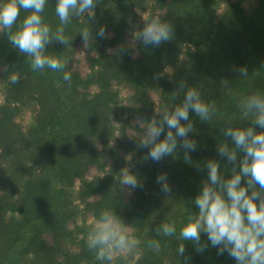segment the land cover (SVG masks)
<instances>
[{
	"label": "trees",
	"instance_id": "trees-1",
	"mask_svg": "<svg viewBox=\"0 0 264 264\" xmlns=\"http://www.w3.org/2000/svg\"><path fill=\"white\" fill-rule=\"evenodd\" d=\"M246 1L254 3L252 11L245 8ZM222 2L99 0L94 19L73 17L66 27L71 51L55 40L48 46L50 55L67 58L65 71L72 73L70 82L50 69L33 71L24 54L0 32V79L6 87L0 103V264L106 263L95 259L87 238H82L76 251L65 245L76 236V228L70 224L75 213L87 210L98 219L105 208L114 210L130 232L161 244L159 252L141 245L138 258L120 256L116 264H181L176 247L183 241L152 229L164 219L176 221L179 229L188 211L196 210L192 200L206 170L183 161V149L177 158L145 161L142 157L147 149L124 133L120 145L124 151L134 150L127 160L112 142L117 135L113 109L121 86L131 91L125 108L136 120L151 119L161 107L178 103L183 96L181 82L198 86L202 96L215 104L216 112L210 121H202L190 110L198 130L189 132L197 141L190 156L201 165L208 158L218 159L221 170L230 175L232 162L217 148L223 139L221 129L229 121L248 123L239 117L241 95L264 91V0H229L226 6ZM148 5L153 11L162 10V18L174 27L173 38L147 47L124 42L139 10ZM54 9L55 0H48L44 16L53 27L59 25ZM24 14L22 10L19 19ZM100 24H107L112 35L86 46L91 72L82 74L70 64L77 55V44L83 41L79 30L92 25L95 32ZM120 43L131 46L119 57L110 54L109 49ZM185 45L194 50L177 61ZM171 60L177 64L166 73ZM242 65L247 66L246 77L236 70ZM12 75L19 77L16 83L11 82ZM152 91L159 93L158 104ZM26 108L34 112L33 121L22 127L16 119ZM125 163L142 178L143 187L131 195L119 184ZM93 166L100 173L91 174ZM164 170L172 183L170 193L161 192L156 182L157 174ZM77 200L84 202L82 209ZM9 212L15 214L7 219ZM205 240L202 234L201 241ZM185 247L191 264H236L227 253L217 256L215 248L200 253L195 242Z\"/></svg>",
	"mask_w": 264,
	"mask_h": 264
},
{
	"label": "clouds",
	"instance_id": "clouds-1",
	"mask_svg": "<svg viewBox=\"0 0 264 264\" xmlns=\"http://www.w3.org/2000/svg\"><path fill=\"white\" fill-rule=\"evenodd\" d=\"M98 3L99 0H55L54 11L59 25L53 27L44 16L48 0H0V32L7 35L13 48L24 54L33 71L50 69L62 73L63 81L70 82L72 73L65 71L67 58L50 55L48 46L55 40L71 51L72 39L66 34V27L73 17L94 19ZM22 10L25 14L19 19ZM143 19V27L133 32L132 45L159 46L173 38V25L159 13ZM79 33L86 46L98 38L108 39L112 35L107 24H100L95 32L92 25L85 26ZM129 46L120 43L109 52L119 57ZM236 70L242 77L248 75L246 65ZM18 79L17 75L11 76L12 83ZM181 88L183 96L178 103L171 108L161 107L158 116L151 119H140L142 131L138 136H132L137 138L138 147L147 149L143 160L159 162L165 156L177 158L179 150L183 149V161L195 164L197 169H205L206 178L192 200L196 210L188 211L179 229L176 221L164 219L152 231L183 241L176 247L181 264H191V256L186 254L185 247L188 242H195V249L200 253L209 247L216 249L217 256L227 253L236 264H264V91L241 95L239 117L248 121L247 124L229 121L221 129L223 139L217 151L232 162L231 174L226 175L218 159L208 158L201 165L191 158L197 141L189 136V132L198 130L190 110L202 121H210L216 106L202 96L198 86L181 82ZM120 171L119 184L129 195L143 187L142 178L130 167ZM156 182L161 192H171L167 170L157 174ZM146 231H150L149 228ZM202 234L206 235L203 242ZM86 243L95 253L96 260L109 264L117 251L131 252L141 245L155 252L161 248L159 240H145L130 232L121 217L110 208L103 209L90 226Z\"/></svg>",
	"mask_w": 264,
	"mask_h": 264
},
{
	"label": "rangeland",
	"instance_id": "rangeland-1",
	"mask_svg": "<svg viewBox=\"0 0 264 264\" xmlns=\"http://www.w3.org/2000/svg\"><path fill=\"white\" fill-rule=\"evenodd\" d=\"M228 1L229 0H223L222 6H226ZM231 1H234V0H231ZM244 6L247 9V11H252V9L254 7V3L252 1H246L244 3ZM220 10H222V8ZM161 12H162L161 9L153 11L151 9V7H149V5L140 9L138 17L136 18L134 23L132 25H130V27L127 29V31L125 32V34L123 36L124 42L131 44L133 32L138 30L139 28L143 27V24H144L143 17L147 18L150 14H154V13L161 14ZM76 50H77L76 51L77 55H75L74 60L71 61V63H70L72 68L79 70L82 74H86V73L91 72L90 61L87 58L86 45L83 43V41H81L80 43L77 44ZM193 50H194L193 46L185 45L178 52L177 61L179 59L180 60L183 59L186 56L187 52H190ZM176 64H177L176 60L169 61L166 65L165 72L166 73L172 72V70L175 68ZM93 89H94V87H93ZM5 93H6V87L4 86V83L1 82V79H0V103H2L4 101ZM130 96H131V91L128 88H126L125 86H121L119 100L114 105V109H113L114 110L113 120H114L115 125L117 127V131H116L117 135H116L115 140H113L112 142L114 144H118L121 154L123 155V153H124V156H126L127 160H130L132 158L134 150L129 149L127 151H124L125 147L120 145V144H122L123 134L126 133L130 136H132V135L138 136L140 134V132L142 131V127L139 124L140 120H136L134 117H129L128 113H126V108H125L126 98H129ZM152 96L154 97L156 104H158L159 93L157 91H152ZM155 110L158 111L157 106L155 107ZM33 116H34V112L32 111V109L26 108L22 111L21 114H19L16 121L19 123L20 126L26 127L33 121ZM135 139H137V138L135 137ZM105 156H106L105 159H107L108 162L110 163L111 158L107 157V155H105ZM126 166L130 167L128 163L124 164V167H126ZM100 171L101 170H99L96 166H93L91 168L90 173L91 174L100 173ZM78 184L73 185V187H72L73 195H75V192L78 188ZM75 203L79 205L80 209H82L85 206L83 201L77 200V201H75ZM14 214L15 213H13V212H9L5 215V217L7 219H10L12 217V215H14ZM95 220H96V218L93 216V214L90 211L81 210L80 212L75 213V215L73 216V218L70 221V224H71L72 228H76V230H75L76 236L73 235V241H67L66 242L65 245L68 247L67 248L68 250H72V251L75 250L76 251L78 248H80L81 243H82V238H84V240L87 238L89 228L95 222ZM127 228L130 231L129 227H127ZM137 251H138V248L136 250L131 251V252L117 251L113 254V259L110 262V264L118 263L119 261L118 262H115V261H116V258L120 257V256H124V257L133 256L134 258H138L139 253ZM104 264H109V262H106Z\"/></svg>",
	"mask_w": 264,
	"mask_h": 264
}]
</instances>
